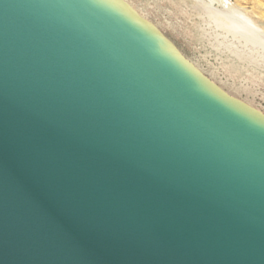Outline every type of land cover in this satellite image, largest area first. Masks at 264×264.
<instances>
[{
  "label": "water",
  "instance_id": "95a60500",
  "mask_svg": "<svg viewBox=\"0 0 264 264\" xmlns=\"http://www.w3.org/2000/svg\"><path fill=\"white\" fill-rule=\"evenodd\" d=\"M0 264H264V114L123 0H0Z\"/></svg>",
  "mask_w": 264,
  "mask_h": 264
},
{
  "label": "rangeland",
  "instance_id": "374dc122",
  "mask_svg": "<svg viewBox=\"0 0 264 264\" xmlns=\"http://www.w3.org/2000/svg\"><path fill=\"white\" fill-rule=\"evenodd\" d=\"M229 96L264 114V0H123Z\"/></svg>",
  "mask_w": 264,
  "mask_h": 264
}]
</instances>
